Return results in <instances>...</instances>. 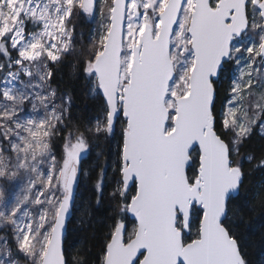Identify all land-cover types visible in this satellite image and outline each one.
Here are the masks:
<instances>
[{"label":"snow or ice","instance_id":"snow-or-ice-1","mask_svg":"<svg viewBox=\"0 0 264 264\" xmlns=\"http://www.w3.org/2000/svg\"><path fill=\"white\" fill-rule=\"evenodd\" d=\"M82 16L94 27L77 50ZM73 52L72 79L98 101L74 125L72 89L54 83ZM102 136L70 254L81 153ZM255 170L264 0H0V264H252L240 229L264 217V181L244 183Z\"/></svg>","mask_w":264,"mask_h":264},{"label":"trees","instance_id":"trees-1","mask_svg":"<svg viewBox=\"0 0 264 264\" xmlns=\"http://www.w3.org/2000/svg\"><path fill=\"white\" fill-rule=\"evenodd\" d=\"M91 18H89L90 20ZM85 17L80 18V22L77 23V36L75 39L74 47L78 50L83 44L84 47L88 46L89 28L94 27V21L89 22ZM81 31H83V37L80 36ZM77 62V53H70L65 60V63L60 67L57 73V80L54 83H60L64 88H71L73 92V102L71 107L72 121L71 124L84 123L85 120L94 116L97 110L98 101H94L85 94V89L81 86V82L72 79L73 66ZM120 121L116 122L115 135L112 137L110 144L112 148L119 138ZM68 129H65V134H67ZM90 147L87 149L86 153L81 156V168L82 170H88L90 172V178L85 179L81 175L79 186L77 188V196L74 203L73 213L71 217V223L68 225L65 234V248L71 254V252L78 247H81L80 241L83 233L77 227V220L81 218L80 213L85 208V199L89 196L91 190V184L95 182L98 178L99 168L94 167L97 159V152L100 148L107 147L108 142L102 136L98 140L93 138L90 140ZM262 141L259 137V130L257 134L252 138L250 142V147L247 151H259V147ZM56 151L59 152L60 146L63 144L62 140L55 141ZM111 163V162H109ZM255 163V161H253ZM245 169L248 170L250 165L245 161ZM112 174V168L109 167L105 174V183L107 184ZM261 181H264V171L255 170L247 175L245 179V185L252 189L257 190L260 187ZM105 204H101L99 208H93V218L98 221L102 219L105 215ZM241 232L244 234L245 238L250 242L248 249L249 259L252 264H264V244L261 243V233L264 232V217H261L259 210L253 214L251 220L246 219V223L241 225ZM98 241L95 242L93 247V254H95L98 249Z\"/></svg>","mask_w":264,"mask_h":264},{"label":"rangeland","instance_id":"rangeland-1","mask_svg":"<svg viewBox=\"0 0 264 264\" xmlns=\"http://www.w3.org/2000/svg\"><path fill=\"white\" fill-rule=\"evenodd\" d=\"M86 151H87V150H85L84 152H82V153H81V156L84 155V154L86 153ZM0 234H2V233H0Z\"/></svg>","mask_w":264,"mask_h":264},{"label":"water","instance_id":"water-1","mask_svg":"<svg viewBox=\"0 0 264 264\" xmlns=\"http://www.w3.org/2000/svg\"><path fill=\"white\" fill-rule=\"evenodd\" d=\"M66 234V233H65Z\"/></svg>","mask_w":264,"mask_h":264}]
</instances>
